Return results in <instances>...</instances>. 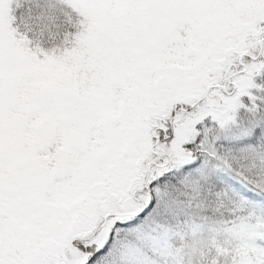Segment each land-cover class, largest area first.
I'll list each match as a JSON object with an SVG mask.
<instances>
[{
    "label": "snow or ice",
    "instance_id": "obj_1",
    "mask_svg": "<svg viewBox=\"0 0 264 264\" xmlns=\"http://www.w3.org/2000/svg\"><path fill=\"white\" fill-rule=\"evenodd\" d=\"M0 264H264V0H0Z\"/></svg>",
    "mask_w": 264,
    "mask_h": 264
}]
</instances>
